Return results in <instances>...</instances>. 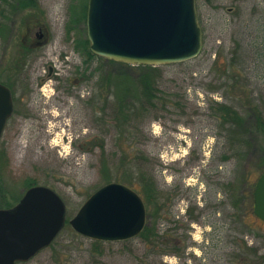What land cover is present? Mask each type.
I'll return each mask as SVG.
<instances>
[{
    "label": "rangeland",
    "instance_id": "374dc122",
    "mask_svg": "<svg viewBox=\"0 0 264 264\" xmlns=\"http://www.w3.org/2000/svg\"><path fill=\"white\" fill-rule=\"evenodd\" d=\"M87 2L36 0L17 10L0 41V83L14 103L0 138V209L34 186L66 208L51 245L16 264H264V223L253 214L264 172V128L255 123L256 113L264 121V0H196L199 55L157 66L162 102L144 109L129 95L123 116L115 79L144 73L82 52ZM219 104L242 118L239 145L224 136ZM137 169L157 187L161 209L146 219L157 242L106 243L98 255L68 221L102 186H138Z\"/></svg>",
    "mask_w": 264,
    "mask_h": 264
},
{
    "label": "water",
    "instance_id": "95a60500",
    "mask_svg": "<svg viewBox=\"0 0 264 264\" xmlns=\"http://www.w3.org/2000/svg\"><path fill=\"white\" fill-rule=\"evenodd\" d=\"M86 34L92 54L129 65L161 66L191 60L201 51L196 0H88ZM13 112L0 84V138ZM253 214L264 223V172L253 191ZM66 208L53 190L34 186L10 209H0V264L27 262L56 239ZM78 235L99 242L137 237L146 225L141 197L120 183L94 192L68 221Z\"/></svg>",
    "mask_w": 264,
    "mask_h": 264
},
{
    "label": "trees",
    "instance_id": "16d2710c",
    "mask_svg": "<svg viewBox=\"0 0 264 264\" xmlns=\"http://www.w3.org/2000/svg\"><path fill=\"white\" fill-rule=\"evenodd\" d=\"M18 4L21 7H26L29 4L36 5V0H18ZM84 49L82 52H84L88 57H94L87 48V46L83 47ZM137 68L142 69L143 73L139 76V78L136 80V82H132L129 79L127 80H121V79H115L114 83V89L116 92V109L119 110V113L123 116V111H125V103L126 100L129 98V95L133 97V101H136L135 103H140L141 107L144 109H148L150 107H156L158 103L162 102L160 97L158 96V87H157V70L158 67H151V66H138ZM156 74V75H155ZM218 119L221 120V125L224 129H222L224 136L227 135L231 137V139H235L238 141V145L242 142V138H239L236 132L239 131L242 118L235 107L228 106V105H218ZM116 119H119L116 117ZM129 121V120H128ZM256 125L262 126L264 128V121H262V117L256 113ZM235 129V130H234ZM103 163V162H102ZM130 163V162H129ZM106 163H103V169L105 170L107 167L105 166ZM261 170H264V156L261 158ZM134 164H130V170L134 168ZM129 170V171H130ZM138 170L139 174V180H138V186L134 184L133 182L129 183L131 188L138 193V195L142 198L144 201L145 207H146V214L147 217H150L152 220L155 221L156 214L161 209L159 205V197L157 193V187L155 185V182L150 174L147 172H140V169ZM130 174L132 172L130 171ZM132 176V175H131ZM28 181L27 186L29 187ZM129 186V187H130ZM140 187V188H139ZM137 188V189H136ZM150 209V210H149ZM152 209V210H151ZM153 221V222H154ZM138 238L142 239L144 242L150 241L152 246H155L156 240L158 239V236L156 235V230L154 228V223L151 226L146 225L144 230L140 233ZM148 243V242H147ZM179 242L176 241L175 245L177 246ZM106 243L92 241V250L94 253H98V255H101L102 247ZM175 246V247H176ZM100 250V252H99Z\"/></svg>",
    "mask_w": 264,
    "mask_h": 264
},
{
    "label": "flooded vegetation",
    "instance_id": "af4514ba",
    "mask_svg": "<svg viewBox=\"0 0 264 264\" xmlns=\"http://www.w3.org/2000/svg\"><path fill=\"white\" fill-rule=\"evenodd\" d=\"M20 8L23 7L19 6L18 0H0V41L4 40L9 35L10 32L9 21L13 16L16 15L17 10H19ZM39 30H40L39 33L33 34L34 42L36 41L35 42L36 45H42L43 43L42 41L45 40L42 30L41 29ZM29 41L33 42L32 40ZM11 98H12L13 111H14L12 92H11ZM21 115H23V113Z\"/></svg>",
    "mask_w": 264,
    "mask_h": 264
},
{
    "label": "bare ground",
    "instance_id": "6f19581e",
    "mask_svg": "<svg viewBox=\"0 0 264 264\" xmlns=\"http://www.w3.org/2000/svg\"><path fill=\"white\" fill-rule=\"evenodd\" d=\"M50 113H53L51 115L54 117V121L58 120L60 118V114H58L59 113L58 109L55 112H50ZM54 126H56V124L52 125V127H54Z\"/></svg>",
    "mask_w": 264,
    "mask_h": 264
}]
</instances>
